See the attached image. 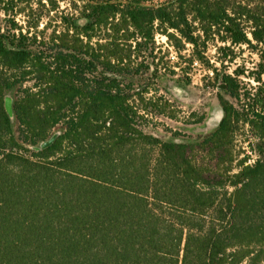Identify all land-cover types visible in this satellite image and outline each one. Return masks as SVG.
<instances>
[{"label":"trees","instance_id":"16d2710c","mask_svg":"<svg viewBox=\"0 0 264 264\" xmlns=\"http://www.w3.org/2000/svg\"><path fill=\"white\" fill-rule=\"evenodd\" d=\"M77 1L49 35H0V264H264V0ZM157 36L200 62L209 42L261 47L254 93L223 76L254 102L220 97L197 143L148 133L178 119L140 83Z\"/></svg>","mask_w":264,"mask_h":264},{"label":"rangeland","instance_id":"374dc122","mask_svg":"<svg viewBox=\"0 0 264 264\" xmlns=\"http://www.w3.org/2000/svg\"><path fill=\"white\" fill-rule=\"evenodd\" d=\"M74 3L78 8L74 7L73 0H15L13 4L1 5L0 35L9 36L15 33L18 37L20 32L26 34L41 31L49 35L55 27L59 29L62 15L77 12V16L80 17L79 12H82L83 4L78 1ZM260 6L264 8V3ZM79 23L83 21L80 20ZM249 36L251 38V35ZM253 44L256 45V42ZM258 48L248 45L232 46L220 41L209 42L205 59L200 62L193 59L195 52L192 46L187 45L186 50L178 53L167 38L157 36L156 46L145 50L144 56L148 58L147 62L151 63V70L141 78L140 83H150L148 78L155 75L160 90L158 96H164L170 101L178 119L160 117L157 119L159 125L156 128H149L148 133L165 142L197 143L210 136L224 117L220 97L237 108L244 102L253 103L251 99L239 103L228 96L226 90L221 87L224 85L223 76L231 75L238 78L243 88L242 95L245 91L252 93L256 91L259 83L255 78L261 71L259 53L261 47ZM17 95L18 91L15 88L7 93L6 98L14 101ZM200 119L202 121L197 123ZM18 127L17 120L13 118L16 136ZM171 130L179 132L180 135L173 136ZM234 143L237 148L245 146L250 151L249 145H255L257 139L253 137L249 127H241L236 131ZM196 156L204 158L203 154ZM252 158H255L254 154Z\"/></svg>","mask_w":264,"mask_h":264},{"label":"water","instance_id":"95a60500","mask_svg":"<svg viewBox=\"0 0 264 264\" xmlns=\"http://www.w3.org/2000/svg\"><path fill=\"white\" fill-rule=\"evenodd\" d=\"M221 89H226V86H225V85H223V86L221 87Z\"/></svg>","mask_w":264,"mask_h":264},{"label":"bare ground","instance_id":"6f19581e","mask_svg":"<svg viewBox=\"0 0 264 264\" xmlns=\"http://www.w3.org/2000/svg\"><path fill=\"white\" fill-rule=\"evenodd\" d=\"M223 116V115H222ZM216 119V118H215Z\"/></svg>","mask_w":264,"mask_h":264}]
</instances>
